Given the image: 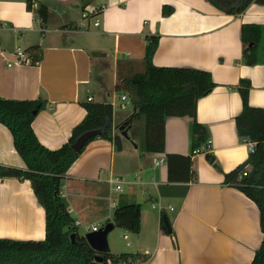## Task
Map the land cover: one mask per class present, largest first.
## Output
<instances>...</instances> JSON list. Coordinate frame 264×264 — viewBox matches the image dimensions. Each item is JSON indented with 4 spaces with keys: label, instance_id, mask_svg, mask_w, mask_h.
I'll list each match as a JSON object with an SVG mask.
<instances>
[{
    "label": "crops",
    "instance_id": "1",
    "mask_svg": "<svg viewBox=\"0 0 264 264\" xmlns=\"http://www.w3.org/2000/svg\"><path fill=\"white\" fill-rule=\"evenodd\" d=\"M31 1L36 2L33 10L28 0H0V96L48 101L33 122L48 148H59L69 139L86 116L84 102L112 103L113 136L120 133L134 105L131 99L129 114L117 112L116 97L127 93L116 94L117 83L144 71L149 35L159 36L152 59L156 66L206 70L216 83L197 104V119L209 131L199 152L191 148L190 116L166 117L162 152L145 151L144 141L139 144L136 120L127 126L129 137L122 136L120 150L114 138L89 142L62 180V196L75 220L83 224L89 200L105 205L109 220L117 206L139 203L141 229L134 233L132 252L151 255L145 264L250 263L263 238L260 211L224 179L251 153L236 126L243 108L242 79L251 83L250 105L264 108V61L244 63L242 40L243 24L264 27V3L229 14L214 0H88L87 5L104 8L83 30L75 25L83 19L85 0ZM40 3L48 6L43 31L34 16ZM164 6L173 9L170 15L163 14ZM96 18L99 26L93 25ZM18 47L32 62L9 66ZM168 154L184 156L173 158L172 177ZM161 158L155 167L154 160ZM0 165L26 168L10 129L1 122ZM132 174L135 179L127 180ZM116 176L126 179L123 190L110 182ZM138 186L149 197L146 203L138 202ZM158 202L162 208L155 206ZM165 216L170 231L162 227ZM0 237H46L45 209L29 179L0 177Z\"/></svg>",
    "mask_w": 264,
    "mask_h": 264
},
{
    "label": "trees",
    "instance_id": "2",
    "mask_svg": "<svg viewBox=\"0 0 264 264\" xmlns=\"http://www.w3.org/2000/svg\"><path fill=\"white\" fill-rule=\"evenodd\" d=\"M213 2L229 14H237L242 13L253 2L264 3V0ZM27 4L28 9L33 10L32 1L28 0ZM87 4L88 0H85V5ZM226 5L231 7L224 8ZM172 11L171 7L164 6L163 14L170 15ZM34 16L42 28H45L48 6L40 3L34 10ZM242 40L244 63L254 65L264 61L262 25L243 24ZM158 44V35L147 36L144 71L128 75L122 80L119 79L117 83L116 90L127 92L134 105V112L125 121L129 126L136 119L144 118L145 151L162 152L166 117L190 116L191 148L195 151L208 141L209 134L208 128L197 119V104L202 96L216 86V83L212 79V74L206 70L156 66L152 59ZM250 88L251 83L242 79L239 91L243 99V108L236 117V126L239 137L245 141L255 142L256 148L244 163L225 174L224 184L239 188L257 204L263 238L253 260L248 264H264V108L250 105ZM47 106L48 101L42 97L13 99L0 96V122L10 129L15 147L26 163V168L0 165V177L29 179L36 196L44 206L46 216L44 239L19 240L0 237V264H91L98 255L85 235L79 233L76 220L68 211L67 203L61 194L62 180L82 152L75 150L73 144L83 133L96 132L88 143L97 137L113 140L112 103L84 102L86 116L75 125L69 139L56 149L42 144L33 128L36 115ZM131 133L133 136V132ZM167 156L172 177L173 158L184 156L176 154ZM246 167L248 172L243 175ZM109 222L133 233H139L141 205L130 203L117 206ZM161 223L162 227H165L164 217ZM73 233L76 236L75 242L71 238ZM103 255L104 259L128 261V264H145L151 258V255L140 252L113 254L109 251Z\"/></svg>",
    "mask_w": 264,
    "mask_h": 264
},
{
    "label": "rangeland",
    "instance_id": "3",
    "mask_svg": "<svg viewBox=\"0 0 264 264\" xmlns=\"http://www.w3.org/2000/svg\"><path fill=\"white\" fill-rule=\"evenodd\" d=\"M116 94H120V91L116 90ZM117 105L115 109L117 112L120 113H130L132 111V108H128L126 110H123L119 106V97H116ZM137 121V127L140 133H138V141L139 144L143 143L144 141V132H145V120L144 118L136 119ZM134 145V144H133ZM129 177H126L127 180L133 181L135 179V174L128 175ZM129 185L125 186L128 188ZM125 188V189H126ZM141 187L138 186L137 188V194H138V202L146 203L145 201H148L147 199L149 197L143 196L141 193ZM117 195V194H116ZM91 203V207L85 210V213L83 217H81L83 224L79 226L78 231L81 235H85L88 231L86 229V225L92 226L94 224L98 225V227H102L106 223L109 222V217L107 216V207L105 205L99 206V204H95L93 200H89ZM152 205V203L149 201ZM165 203V202H164ZM157 213L158 211L155 210ZM107 216V217H106ZM111 216V215H110ZM128 234L129 239L126 241L123 238L124 234ZM135 234L129 230H125L121 227H115L112 229L108 234V241L110 246V252L113 254L121 253V252H132L136 251L134 247V236ZM127 242L131 243L132 245H127Z\"/></svg>",
    "mask_w": 264,
    "mask_h": 264
},
{
    "label": "built area",
    "instance_id": "4",
    "mask_svg": "<svg viewBox=\"0 0 264 264\" xmlns=\"http://www.w3.org/2000/svg\"><path fill=\"white\" fill-rule=\"evenodd\" d=\"M33 5H36V2H34ZM103 8H104V5H102L100 7H97V6H94V5L93 6L87 5L85 10H84V12H83L82 21L80 23L76 24L75 28H81L83 30H87L89 28L88 20L90 18H94L99 13V11H101ZM99 24H100L99 23V19H97V18L94 19L93 25L94 26H99ZM44 29L45 28H42V31ZM14 55H15V60L9 61L8 62L9 66L23 64V63H31L32 62L31 58L28 57L26 55L25 51L22 48H20V47H18L15 50ZM88 100L91 101L92 97H89ZM119 101H120L119 106H120L121 109L126 110L128 108H132L131 97H130L129 94L121 93L119 95ZM247 143L249 145L250 152L255 151L256 143L255 142H250V141H248ZM199 151H200V149L195 150V152H199ZM163 161H164V159H162V158L161 159H155L154 160V166L156 167V166L160 165V163H162ZM247 172H248V167H246L244 169L243 175H246ZM137 181L138 182L141 181L140 174H137ZM110 182L112 184H114L116 190H123V186L126 183V179L124 177H121V176H116V177L111 178ZM61 194L64 195L63 192H61ZM155 206L159 207V208H162L161 202H158ZM68 211L71 212V209H68ZM75 224L76 225H80L81 224V220L77 219L75 221ZM86 229H87L88 232H90V231L98 230L99 227L96 224H94L92 226L86 225ZM123 238L127 240L128 239V234L125 233L123 235ZM127 244L129 245V242ZM98 264H128V261H115L113 258H108V259H104L103 262H100Z\"/></svg>",
    "mask_w": 264,
    "mask_h": 264
},
{
    "label": "water",
    "instance_id": "5",
    "mask_svg": "<svg viewBox=\"0 0 264 264\" xmlns=\"http://www.w3.org/2000/svg\"><path fill=\"white\" fill-rule=\"evenodd\" d=\"M120 133L114 136V142L117 148L120 150L122 149V136L129 137L128 134V127L127 122L125 121L122 125L119 126ZM95 131H88L83 133L73 144V148L77 151H82L85 145L88 143L89 139L95 136ZM165 225L167 229L171 230V224L168 220V217L165 216ZM115 224L113 222H108L98 230L90 231L85 234V237L89 244L98 252L95 260L91 264H98L103 262L104 260V253L110 251L109 241H108V234L109 232L114 229ZM75 234L71 235L72 241L75 242Z\"/></svg>",
    "mask_w": 264,
    "mask_h": 264
}]
</instances>
